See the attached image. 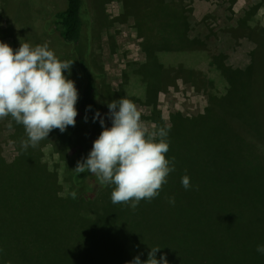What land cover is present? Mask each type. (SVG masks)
<instances>
[{"label": "trees", "instance_id": "trees-1", "mask_svg": "<svg viewBox=\"0 0 264 264\" xmlns=\"http://www.w3.org/2000/svg\"><path fill=\"white\" fill-rule=\"evenodd\" d=\"M117 1L122 5L120 15L110 20L107 17L108 20L128 22L132 19L140 36L146 39L142 48L147 61L130 63L127 72L128 77H131L130 81L127 78L129 85L137 76L134 86L140 85L141 99L145 100L142 102L154 104L162 88L168 89L179 81L193 85L197 91L208 90L209 107L204 114L196 118H185L181 114L172 117L168 127L169 151L166 157L171 159L175 151L190 155L191 147L184 139L188 132L193 133L197 141L193 147L197 153L191 152L195 154L194 164H187L184 174L189 173L187 176L196 191L211 187L210 191L205 192L204 198L215 203L217 212L210 215L204 213L199 206L205 205L198 202L195 215L191 217V225L204 224L209 228L195 233L196 236H193L198 238H194L175 230L168 216L158 218L149 214L150 203L163 206L168 203V197H174L175 202L187 206L184 201L187 196L181 198L168 191V187L160 201L141 200L135 210L124 204H112L110 197L113 187L101 185L87 171H73L67 150H59L61 160L48 168L49 164L43 162L39 152H36V149L46 145L43 142L35 148L22 150L20 158L11 162L2 157L0 149V166L11 167L25 160L27 164L35 162L38 183L41 181L40 187L47 190L43 192L39 189L37 193L51 197L61 211L67 208L74 217L80 216L86 221L84 223L88 231H96L97 220L102 217L107 223L106 227L113 229L111 233L115 237H125L132 232L133 227L144 226L149 230L144 238L148 239L151 247L161 248V253L157 255H166L169 264H264V255L256 252V246L264 244V113L257 94L264 80V37L257 35V48L251 56L250 65L244 70L232 69L225 65L223 55H214L204 45L195 44V41L189 44L188 15L184 12V6L174 10L172 2L168 0ZM7 2L0 0V41H6L13 49L18 48L24 42V36L21 37L24 35V25L19 36L11 32V27L17 25L18 29L23 21L36 17V22L30 23L40 24V38L59 39L69 48L71 62H74L72 70L76 78L80 77L76 105V143L73 146L79 149V157L74 161L77 165L78 161L87 157L93 141L103 130L98 121L91 122L96 110L102 113L100 84L103 79V75L93 68L91 55L93 20L95 17L106 18L103 11L107 0H65L64 6L56 7L51 16L45 15L49 8L43 0L32 4L27 12L18 6L17 11L12 12ZM13 13H17V20ZM1 22L9 23L8 27L3 29ZM245 30L251 38L254 36V29ZM12 36H17V40ZM36 45V42L33 43V46ZM216 82L220 83V87L216 88ZM248 104L257 112L256 118L255 114H246ZM89 105L92 111L87 113L89 122L85 123L84 117ZM157 114L153 108L152 116L156 117ZM242 114L248 118H242ZM0 120L9 119L5 117ZM158 121L162 125L166 123L161 119ZM1 126L0 122V130ZM180 132L184 135L183 142L174 144L172 140ZM59 134L53 146L60 144ZM15 137L17 141V132ZM219 152L223 153L224 158L219 157ZM242 169L251 170V175ZM56 176H62L66 186L63 187ZM72 192L76 193V198H72ZM206 217L209 219L203 221ZM134 219L139 222L136 224ZM127 224L130 227H126ZM150 248L147 249V259Z\"/></svg>", "mask_w": 264, "mask_h": 264}, {"label": "rangeland", "instance_id": "rangeland-1", "mask_svg": "<svg viewBox=\"0 0 264 264\" xmlns=\"http://www.w3.org/2000/svg\"><path fill=\"white\" fill-rule=\"evenodd\" d=\"M37 1L8 0L7 5L12 12L17 11V6L27 12L32 8L31 5H34ZM43 1L48 3L47 7L49 8L45 15L51 16L55 13L56 7L60 8L58 7L59 5L61 7L64 6L65 0ZM209 1L217 10L214 16L209 19H203V21L194 19L190 22L189 37L192 40L189 44L195 41V44L204 45L214 55H223L225 65L232 69H246L252 61L251 56L257 45L251 38L244 36V34L246 35V30L239 32L241 30L237 31L236 28L240 25L238 21L240 22L241 18L248 19L250 17L249 20L254 19L258 24L254 26L251 20L250 25L243 29H254L255 34H258L259 30L264 29V0H238L239 5H235L234 8L239 13L247 7L256 5V8H250L247 13L241 12L236 15L231 13L232 16L230 18H234V20L229 21V25H236V27L229 28H227V23L224 20L225 7L227 6L229 9L230 5H234L232 0ZM121 7V3L117 0H107L104 5L105 12L103 11V13L110 20L120 15ZM1 9L2 3H0ZM235 9L233 10L234 13H236ZM13 14L14 19L17 20V13ZM106 18L95 17L93 20L94 36L91 55L93 68L103 75L100 84L102 114L108 112L107 102L126 97L137 106L144 127L152 131L160 127H169L174 115L181 114L185 118H196L205 113L209 107L208 90L197 91L193 85L182 81L168 90H160L154 104L142 102L145 100L141 99L143 96L139 92L140 85L139 87L134 86L137 76L132 79V83L129 85L127 78L130 81L131 77H128L127 72L130 63H145L147 61L146 54L142 48L146 39L140 36L139 29H136L132 19H129L128 22H111ZM35 19L36 17L23 21L22 25H18V29L17 25L12 24L11 32L18 33L17 36H19L21 27L24 25V35L21 36L22 38L24 36V40L22 39L23 43H29L32 46L35 42L37 45L46 44L61 61L71 62L69 48L64 46L59 39L40 38L41 36L39 35L41 34L38 33L40 24L30 23ZM1 24L3 29H6L9 23L1 22ZM229 30L234 32H229ZM234 34L238 35V37ZM17 36H12V38L17 40ZM12 38L9 39L13 40ZM3 42L6 43V41ZM162 57L166 56L163 55ZM65 75L75 82L78 89L80 77L76 78V73L72 70V66L71 74L69 75L66 71ZM218 87H220V83L216 82V88ZM257 90L258 100L264 113V80L263 87ZM153 108L157 110L159 116L158 114L156 117L152 116ZM248 108L246 114L248 116H254L255 114L256 118L257 112H255L251 104H248ZM248 116L245 114L241 115L244 119H247ZM6 119L9 120H0L3 125L0 130V149L2 157L7 162H11L15 158L18 160L20 155H22L20 141L25 137V132L23 126L15 124L10 117H6ZM159 119L166 123L162 125V122L158 121ZM106 124L111 127L110 121H106ZM75 127L76 125L74 127L69 126L64 133H61L59 129H54L49 134L48 139L41 141V143L43 142L46 145L36 149V152H39L43 162L49 164L48 168L58 160H61L60 151L63 148V150H67V157L72 161L73 169H75L76 164L74 161L79 157V149L73 148L76 143ZM58 133H60L59 137H61L59 140L60 144L53 146ZM179 134L175 135L172 140L174 144H178L180 141L183 142L184 135H181V132ZM184 141L191 147L190 155L176 151L171 154L175 162V171L169 174L167 183L162 186L160 195L151 200V202L160 201L165 189L167 190L168 187V191L179 195L181 198L187 196V199L184 200L187 206L180 202H175L174 206L169 203H164L163 206L160 203H150L148 205L150 212L148 213L158 218L168 216L175 230L194 237L195 233L203 232L202 230L209 228L204 224L191 225L193 220L191 217L195 215L196 204L201 202L207 206L208 210L205 206L199 207L208 215L217 211L214 207L215 203L204 198L205 192L210 191L211 187L206 190L196 191L197 189L194 187L185 190L181 185V178L188 173L185 172L184 174V167L187 164H194L195 154L191 152H196L193 145H197L192 132L187 133ZM219 157L221 159L224 158L223 153L219 152ZM26 161L18 162L11 167L0 166V264H128L129 261L138 255L142 261L147 260V249L152 246L150 242H147L148 239L144 238L145 234L149 233L147 228L144 226L133 227L132 232L130 231L131 233H128L125 237H115L111 233L113 229L106 227L107 223L105 224L102 217L97 220L98 229L96 231H88L89 228L84 223L86 221L80 216L74 217L67 208L61 211L51 197L37 193L39 189L43 190V192L47 190L40 187L39 183L41 181L38 183L35 173V162L27 164ZM241 171L251 175V170L242 169ZM186 175H189V173ZM56 179L63 187L66 186V180L62 176H56ZM63 193H65V190ZM183 215L187 217L188 221L183 218ZM208 219L206 217L203 221ZM133 221L136 224L139 222L135 219ZM101 227H104V229L101 230ZM126 227L130 226L127 224ZM16 231L17 235H15ZM159 257L160 255H157V259Z\"/></svg>", "mask_w": 264, "mask_h": 264}, {"label": "clouds", "instance_id": "clouds-1", "mask_svg": "<svg viewBox=\"0 0 264 264\" xmlns=\"http://www.w3.org/2000/svg\"><path fill=\"white\" fill-rule=\"evenodd\" d=\"M73 63L61 61L46 44L20 43L13 49L0 41V119L10 117L23 126L21 150L37 147L54 129L64 133L76 125L79 93L75 82L65 75L66 71L71 74ZM106 106L107 113L96 110L91 117V122L98 121L103 130L73 171H87L101 185L112 186L111 203L135 210L141 200L151 202L158 197L169 174L175 171L174 158L166 157L170 129H146L137 106L125 97ZM91 111L89 105L85 123ZM181 185L185 190L193 187L187 175L181 178ZM71 196L76 198V193ZM167 199L175 205L174 197ZM160 251L159 247H151L146 261L138 255L128 264H169L166 255L157 259ZM256 252L264 255V244H258Z\"/></svg>", "mask_w": 264, "mask_h": 264}, {"label": "crops", "instance_id": "crops-1", "mask_svg": "<svg viewBox=\"0 0 264 264\" xmlns=\"http://www.w3.org/2000/svg\"><path fill=\"white\" fill-rule=\"evenodd\" d=\"M224 1H228V0H224ZM172 2V4H173V7H174V10L176 9V8H179V7H181V6H184V12L188 15V23H189V27H190V22H192L194 19H197V20H199V21H203V19L205 20V19H209V16L210 17H212V16H214V14H215V12H216V10H217V8L216 7H214L213 5H212V3H211V1H209V0H172L171 1ZM232 2H233V4L234 5H230L231 7L228 9L227 8V6L225 7V9L227 10H225V17H224V20L226 21V23H227V28H229V27H236V25H229V21H231V20H234V18L233 19H231L230 18V16H232V14L231 13H233V14H237V13H239L238 12V10L237 9H235L234 7H235V5H239V1L238 0H232ZM229 5V4H228ZM250 8H256V5H254V6H252V7H247L245 10H242V11H240V13L242 12V13H247L248 12V10L250 9ZM181 9V8H180ZM236 10V13H234V11L233 10ZM252 12H254V11H252ZM239 13V14H240ZM239 14H238V16H239ZM250 16H251V14H250ZM250 18V17H249ZM249 18L248 19H243V18H241L240 20V22L238 21V23L241 25H239L238 26V28H236V30L237 31H239V30H241V31H239V32H244L243 30H245V29H243L244 27H247V26H249L250 25V21L252 20L253 21V24H254V26H256V24H258L256 21H254V19H251V20H249ZM239 19V18H238ZM238 19H236V20H238ZM256 19V18H255ZM259 29H261V28H259ZM229 32H234V31H232V30H229ZM254 32V31H253ZM259 33L258 34H255L254 33V36L251 38L247 33V31L245 32L246 33V35L244 34V36H248V38H251V40L252 41H256V38H257V35H260V36H263L264 37V29H261V30H259L258 31ZM250 34V33H249ZM236 37H238V35H236V34H234ZM260 39V38H259ZM189 40H192V39H190V37H189ZM256 43V42H255ZM251 59H252V57H251ZM179 82H181V81H179ZM179 82H177V84H175V86L176 85H178V83ZM184 83V82H183ZM171 87H173V86H171ZM171 87H169L168 89H170ZM168 89H164V88H162V90H168ZM174 114H176V113H174Z\"/></svg>", "mask_w": 264, "mask_h": 264}]
</instances>
